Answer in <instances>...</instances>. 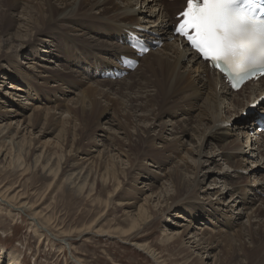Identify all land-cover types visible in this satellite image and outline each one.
Here are the masks:
<instances>
[{"label": "bare ground", "instance_id": "6f19581e", "mask_svg": "<svg viewBox=\"0 0 264 264\" xmlns=\"http://www.w3.org/2000/svg\"><path fill=\"white\" fill-rule=\"evenodd\" d=\"M181 1L175 0L169 4L164 0H0V43L2 42L0 44V79L5 82L10 81L14 85H9L8 88L15 89L9 94L6 93L7 91L3 93L0 89V103L2 104L0 107L8 116L19 117L18 120L15 119L16 122L14 121L16 129H21L25 124L22 131L26 130V133L28 131L30 136L33 135L30 128L33 130L37 126L42 135L54 132V147L59 149L57 153L54 150L50 152V149L48 151L46 148V150L43 148L41 150L38 145L39 139L35 140L34 137L29 136L20 137L15 143L16 148L12 144L10 150L14 148L15 156L9 160L8 167L19 162V168L26 174L32 161L35 168L46 173V176L52 177L47 189L52 185L56 186L55 182L62 181L80 194H93L97 187L110 190L108 204L109 206L118 205L120 209L126 211V219L123 221L125 226H120L114 221L113 227L111 224L107 230H103L97 227L99 222L93 224V221L80 228V234L91 232L123 237V240H130L134 248L146 253L157 264H168L167 259L149 243L139 240L142 236L135 232L148 223H154L153 220L157 219L156 212L161 215V218L162 214L165 217L162 231L163 245L166 251L168 250L174 256V262L177 264H264V229L261 228V232L254 230L255 227L251 223L253 221H249V228L246 231L249 244H246L241 242L239 230L232 235L227 230L225 232L221 230L222 227L227 228L234 223L231 218L218 220V217L224 215L223 212L229 211L232 206L229 202L232 198L231 203L238 201L234 209L242 210V205L245 206L248 195L252 196L253 202L258 193L264 192V144L262 145L264 135L257 140L255 133L249 130L250 122L260 119L264 114V80L247 84L240 91L232 92L223 78L208 67L194 52L178 40L169 41L174 22L171 10L180 7ZM138 5L140 8L137 7ZM136 7L141 11L135 10ZM137 14H140V17ZM3 25L6 26L3 27ZM137 27L144 29L142 32L144 36L164 41L161 49L143 56L140 59L142 63H139L134 71L129 72L128 77L119 80L101 77L103 72L113 70L120 54H131L129 48L121 42L125 41L128 30L135 32ZM5 48L10 50L13 57ZM25 48H30L29 53H37L40 48H43L41 59L53 60L57 66L63 68L64 73L52 68L44 71L50 73L46 76L47 80L52 79L53 82L71 84L75 89L81 88L75 94L72 104L58 113L60 117L62 114H67L68 118L61 117L57 120L56 115L50 113L52 109L59 110V107L41 108L29 101L45 99V93L36 90L32 82L31 70L35 68L32 67L35 62H31L19 71L10 72L7 69V66L13 65L15 58ZM52 51L54 53L49 55ZM4 63L5 66H3ZM42 68L46 67L42 66ZM131 76L134 77L131 79ZM94 79H97L95 85L89 83L92 81L95 83ZM84 81H87L88 85L84 84ZM113 85H119V87L113 89ZM112 93L118 95L119 100L125 98L123 122L120 119L122 116L118 119L114 116L113 120L117 121L114 123L113 120L109 121V116L104 118L107 109L115 108L119 102L110 97ZM19 94L25 97L24 104L22 99L13 98V96L21 97ZM27 95L31 99L26 98ZM227 100L232 102L230 105L233 110L232 108L227 109L225 105ZM254 101L256 105L250 107L249 104ZM6 104H9L8 108L3 107ZM143 106L152 108V121L161 120L162 117H180L191 108L197 107L198 114L193 116L192 120L188 115L186 116L188 119L176 121L180 129V131L176 130V133L181 135L185 134L186 127L192 130L190 123L195 122L196 124V129L192 131H194L193 136L195 134L198 137L199 145L196 146L198 160H191L194 166L187 161L188 156L184 155L183 158V156L177 157L176 154V152H181L180 147L183 145L182 140L185 136H174L172 142L168 140L165 143L167 137L161 132L156 135L152 133L156 126L153 125L154 122L150 125L141 124L140 116L145 115H140L138 112ZM185 108L187 111H184ZM244 108L248 115L244 119H239V113L241 114ZM100 109L106 112L102 113ZM101 115L107 125L108 122L113 123L112 130L122 135L116 138L103 137L102 149L90 150L91 147H95V142L91 144L83 141L91 137L95 123L98 118H102ZM228 121H231L230 128L222 130L221 125ZM11 124L10 121L7 126L11 127ZM129 125H132L134 134L127 130ZM113 126H117L116 129ZM161 131L166 133V129ZM231 131L235 133L232 134ZM120 139H125L126 142L122 143ZM157 141L165 144L161 152L171 151L176 155L156 154L158 151L150 146L152 142ZM219 141L223 142L221 146L219 143L216 144ZM243 146L249 150L248 153L244 151ZM216 150L221 152L217 154L220 160L229 163L232 171L250 170L253 175L252 181L242 185L232 181L233 175L227 176L228 174L225 173L227 170H224V173L219 174L221 175L219 179L222 178L225 185L224 190L222 188V190L216 189L215 191V187L210 188L213 184L215 185L216 178H212L213 176L205 169H207V163H216L213 158ZM231 155L236 156L237 160L230 158ZM81 159L84 162L79 163ZM143 161L155 164L160 169L159 171H162L161 179L164 181L161 186L157 187L151 183L153 173H148V179L144 178L146 173L145 169L142 170ZM247 161L254 163V166L245 165ZM144 168L147 169V167ZM139 180V183L147 182L145 185L147 188L137 190L136 184ZM205 181H209V188L205 190L206 192L200 193L199 186ZM168 184L171 191H169ZM226 185L230 188L226 189ZM209 189L213 190L209 191ZM146 190L149 193L144 194ZM13 191L12 187L5 189L0 187V203L14 207L11 203L18 202L19 207H14V209L23 212L34 211L33 203L26 201L21 193L12 194ZM201 194L206 196L207 200L209 194L218 195V208L213 210L205 208L208 206L212 209L211 201L196 202ZM220 198L222 202L219 201ZM260 201V205L252 211L253 216L251 215L248 220L254 218L256 224L253 223V225L263 227L264 209L261 205H264V200ZM38 212L34 211V216L31 218L33 223L38 220ZM171 216L182 217L189 223L182 225L183 229L176 232L171 222L168 227L167 221L171 220ZM198 220L216 221V225L218 224L221 228L220 230L200 228L202 231L198 232V228L192 224ZM35 227V230L39 231L42 236V230L45 229L41 226ZM63 231L60 233L62 236ZM70 235L72 234H68ZM59 236L54 235L53 239H58L70 252L69 241ZM134 236H137L134 238L135 241L130 239ZM218 246L222 249L220 248L219 253H213ZM211 257L214 259L209 263ZM17 261H20L17 255L13 256L12 252L0 248V264H19ZM72 262L81 264L74 257Z\"/></svg>", "mask_w": 264, "mask_h": 264}, {"label": "rangeland", "instance_id": "374dc122", "mask_svg": "<svg viewBox=\"0 0 264 264\" xmlns=\"http://www.w3.org/2000/svg\"><path fill=\"white\" fill-rule=\"evenodd\" d=\"M174 1L175 0H173V1L164 0V2H167L169 4H172ZM181 4L183 5V0L181 1ZM181 6L176 8V9H172L171 15L173 16V14L180 11ZM137 7L140 8V5H138ZM137 7L135 8V10L141 11ZM17 15H19V14H17ZM20 16H21V14H20ZM137 16L140 17V14H137ZM5 26L6 25H3V27H5ZM0 44H2V42ZM2 47L3 46H1V48ZM5 49L8 50L7 48H5ZM41 49H43V48H40V50L37 51V53L36 52L35 53L30 52L29 53L28 51L30 50V48H25L19 54V56H17L16 58L14 57L15 62L13 63V65L10 64V66H7V69L10 72H15V70L16 71L23 70L24 66L26 67L27 65H30L31 62H35L32 66L35 68L31 70L32 71L31 72L32 82L34 83L36 90H40V91H43L45 93V95H44L45 99L29 100V99H31V97L28 95L26 98H29L28 100L31 103H35L37 106L39 105V107H41V108L59 107L60 108L59 110L55 111L52 109L50 111V113H54L56 115L57 120H58V118H61V117L62 118L67 117L68 118L67 114H62L60 117V114H58V113H60L61 110H64L66 106H70L72 104V100L75 98V94L78 92V89H81V88L75 89V87L71 84L68 85V84H62V82H53L52 79L47 80L46 76L47 75L49 76L50 73L48 74L44 71H46L48 69L51 70V68L53 70L58 69V71L62 72V73H64V71H63V68L60 66H57V63L53 62V60H48L47 58H44V60L41 59V58H43V52L41 51ZM159 49H161V48H159ZM7 52L10 53V50H8ZM27 53H29L28 56H26ZM53 53L54 52L52 51L49 55H51ZM10 56L13 57L12 53H10ZM27 57L29 59H26ZM46 59L48 61H46ZM57 60L59 61L58 58H57ZM140 63H142L141 60H140ZM15 64H17V65H15ZM3 66H5V63ZM42 66H45L46 68L44 69V68H42ZM70 68L73 69L74 67H70ZM35 70H37V71H35ZM39 70L43 71V72H40ZM139 72H140V70H139ZM129 76H130V74H129ZM74 77H76V76L74 75ZM126 77H128V75ZM133 77L131 76V79ZM94 80H95V83H94V81L89 82V83H93V85H95L97 79H94ZM84 84L88 85L87 81H84ZM9 85L13 86L14 84H11L10 81L5 82L2 79H0V89L3 93L7 91L6 93L9 94L10 91H15L14 88L9 89L8 88ZM52 85H53V87H52ZM54 85H55V89H54ZM46 86H48V87H46ZM50 87H52V88H50ZM118 87H119V85H113V89H117ZM19 95H21V97L13 96V98H15V100H17V99L21 100L22 99L21 101L24 104L25 102H23L24 101L23 99H25V97L22 96L23 94H19ZM111 95L112 96H110V97L111 98L113 97L114 100H117V101L119 100L117 97L118 95L113 94V93ZM121 101H122V104H121ZM229 101L230 100H227V102H225V105H227V109L232 108L231 110H233V107H231V105H230L232 102L231 101L229 102ZM125 104H126L125 98L120 99L119 102L116 104L115 108L112 107V108L107 109V114L105 115L104 118H106V116H109L110 122L114 119V116H116V118L118 119V117L125 114L124 109H123ZM8 105L9 104H6L3 107L8 108L9 107ZM0 106L2 107L1 103H0ZM103 106H104V104H103ZM1 107H0V130H2V131H0V187L3 189L8 188V187H12L14 189L12 194L16 193V192L18 194L21 193V195L24 197V199L26 201L29 200L31 204L33 203L35 205V209H33V210L35 212L39 211L38 212L39 216L37 217L38 220L36 222H34L35 226H39V227L41 226L45 230H42V232H43L42 236H40L41 233L39 231L35 230L36 227L34 226V223L31 220V218L34 216V211L28 210V211L23 212L21 210L14 209V207L15 208L19 207L18 202L11 203L12 206H14V207H10L6 204L0 203V248L5 249L9 252H12L13 256L17 255L20 259V261H17L19 264H74L72 262L73 257L75 259H78V262H80L81 264H157L146 253L139 251L136 248H134V246L131 245L132 243L130 240L129 241L123 240V237L116 236L114 234H113L114 236L113 235L111 236L109 234L99 235L98 233H91V232L88 234H80V232H79L80 228H82L84 225L89 224L93 221H94L93 224L99 222L97 227H101V228H103V230H107V227H109V225H111V224L113 227L114 221H116V223H119L120 226H125L123 221L126 219V213H125L126 211L125 210L123 211L122 209H120L118 207V205L109 206V204H108V200H109L108 199V192L110 190L97 187V189L93 192V194H90V195H86L85 193L80 194V193L76 192L73 188H71L68 184H66V182H62V181L55 182L56 186L52 185L49 189H47L49 183L52 180V177L46 176V173H43L42 171L38 170V168H35L32 161H31L30 169L26 174H24L22 172V169L19 168V166H18L19 162L16 163L15 158H14L15 163L10 168L8 167L9 160L11 159V157L13 158L15 156L14 148L12 150H10V149L12 148V144H14V146L16 148L15 143H16V141L19 140L20 137L22 138L23 136H26V138H27L29 136L30 138L34 137L35 140L39 139L38 145L41 148V150H42V148H43V150L47 149L48 151L50 149V152L55 151L57 153V151L59 149L54 147L55 146L54 145L55 143H53V137L55 135L54 132L53 133L47 132V133H44L42 135V133L38 131L39 126H37V127L33 128V130H32V128H30L31 129L30 131L33 133V135L30 136L28 131H27V133H26V130L22 131V128L25 126V124L21 127V129L20 128L16 129V125H14V123L16 122L15 119H17V118L19 119V117L14 118L13 115L8 116V114L4 113V109H2ZM245 108L242 110L241 114L239 113V119H244L245 116L248 115V113L245 111ZM151 110H152V108L150 106L147 108H145L144 106L140 108L141 112L139 111L138 114L145 115L143 117L140 116V118L142 119L141 124L150 125L154 122L155 124L153 123V125H156V126H155V131H153L152 133L156 135L157 133L161 132L163 134V136L167 137V140L165 141V143H167L168 140H169V142L171 140L173 141L174 136L175 137L185 136L184 137L185 139L183 138V140H182L184 146L182 145L180 147V149L182 148L180 150L181 152L180 153L176 152L177 157L183 156V158H184V155H185V157L188 156L187 161L191 165L193 164V162L191 160H193V161L198 160L197 156H196V154H197L196 146L199 145V142H198L199 140H197L198 137L195 134L193 136L194 131H192V130L196 129L195 122L190 123V124H192V130L190 127H188V128L186 127L185 128V134L181 135L180 133L179 134L176 133V130L180 131V129H178V125H177L176 121H178V119L179 120L188 119V118H186V116H188V115L191 117L190 119L192 120L198 114L199 110L197 109V107L191 108L188 111L185 108L184 111H187V113L183 116L175 117V118H172L171 116L169 118L168 117L167 118L162 117L161 120H158V121H152L151 120V118H152V114H151L152 111ZM100 111H102V113L106 112L103 109H100ZM24 114H26V112H24ZM101 116H102V118H98L97 123H95L93 134L89 138L90 140L87 138L83 141L84 143L86 142V143H91V144H94L93 142H95V144H94L95 147H91L90 150L91 149L92 150L102 149V147H101L102 141L101 140L104 139L103 137L111 136V137L116 138V136L120 137L122 135L120 133H117L115 130L111 129V125L117 121L113 120V123L108 122V125H109L108 126L107 122H105V119H103V115H101ZM122 117H120V119L123 122L124 117L123 118ZM135 118H137V117H135ZM132 120H134V117H132ZM10 121L12 122V124L10 125L11 127H8L7 124ZM230 123H231V121H228L227 125L222 127V130H224L225 128H230V126H229ZM250 123H251V125H250L249 130L254 131L255 130V121L254 122L251 121ZM162 125H163V128H162ZM131 126L132 125H129L127 127V130L130 133L134 134V129ZM113 127L116 129L117 126H113ZM165 129H166V133H165V131H161V130H165ZM174 131H175L176 135H174L175 134ZM231 132H232V134H233V132L235 133V131H231ZM15 133H16V136H14ZM172 133H174V134L172 135ZM16 137H18L17 140L15 139ZM10 138H12V140ZM48 140H50L52 142H49ZM121 141H122V143L126 142L125 139H122ZM218 143L220 144L219 146H221V144H223L222 141H219L216 144L218 145ZM44 145H46V146H44ZM163 145H165L164 142L157 141L154 143L152 142L150 147L155 149V151L157 150L158 152H156V154H158L160 156H164V154H167V155L170 154L171 155L172 154L171 151H168V152L162 151L161 152ZM243 149L245 152L248 153L249 150L246 147L243 146ZM186 150L188 152H186ZM220 151H221V149H220ZM220 151L218 150V152H217V150H216V153L213 156L216 163H214V164L207 163L208 165H206L207 169H205V170L211 176H213L212 178H216L215 185L213 184V186H211L210 188L215 187V189H214L215 191H216V189L222 190V188L224 190L225 185L223 184L222 178L219 179V176H221L219 174L224 173L226 170L227 171L225 173L228 174L227 176L233 175V177H231L232 181L239 182L242 185H244V183H246V182L248 183L249 181L250 182L252 181L253 175L250 172V170H241V169L239 170L238 169V170H235V172H234V170L232 171L229 163L224 162L222 159L220 160V156H217V154H221ZM92 154L94 155L95 153H92ZM176 154L174 153L172 155L174 156ZM190 156H191V158H190ZM29 157H31V156L29 155ZM82 158H83V156H82ZM218 158H219V160H217ZM230 158L234 159L235 161L237 160L236 156H234V155H231ZM30 159H29V162H30ZM82 162H84V160L81 159L79 161V163H82ZM145 162L146 161H143L141 163V165H143L142 170L145 169V173H146V174H144V178L148 179V177H149L148 173L149 174L153 173L151 183L157 187L161 186V183L164 181L161 179L162 171H159L160 169H158L155 164H152L150 162H146V163ZM217 163H219L220 165H218ZM247 163L245 165H247L248 167H250V165L254 166L253 165L254 163H249L248 161H247ZM88 164H89V162H88ZM215 164H217V165H215ZM192 166H194V164ZM209 166H211V167L208 168ZM144 167H147V169ZM218 171L220 173H217ZM21 173H22V175H21ZM237 175H239V176H237ZM259 177H261V176H259ZM192 178H193V176H192ZM139 182H140V180L136 184L137 190L147 188L145 186L147 182H145V183H139ZM240 184H237V185H240ZM208 186H209V181H205V183H203V185L199 186V192L200 193L206 192L205 190L207 188H209ZM168 187H170L169 184H168ZM227 187L230 188V186L226 185V189H227ZM211 190H213V189H209V191H211ZM169 191H171V187L169 188ZM147 193H149V191L146 190V192L144 194H147ZM208 196H209V198L207 200L206 196H202V194H201V195H199V199H197L196 202L204 203V202L211 201L213 204L212 209L209 208L208 206H205V208H207L209 210H213V209L218 208L219 205H218L217 200H218L219 196L218 195H211V194H209ZM143 197H144V195H143ZM257 199H259V201ZM262 199L264 200V192L258 193L256 200H254L253 202H252V196L248 195V198L245 200V203H246L245 206L242 205V207H243L242 210L241 209H238V210L234 209V208H236L238 201L236 203H235V201L231 203V200H230L229 203L232 206L229 208V211L223 212L224 215L220 214L221 216L218 217L219 221H222L223 219L227 220V219L231 218V221H233L234 223L230 226H227V228H223V227L221 228L220 226H218V224L216 225V221L213 222L212 220H209V221L198 220L196 222H193L192 224H195L194 226H196V228H198L197 229L198 232H200L199 230H201L202 228H205L207 230H209L210 228L213 230H217V229L220 230V228H221V230H223L224 232L227 230V232L230 235H232V233H234L236 230H239L240 231L239 233H241V238H240L241 242H245L246 244H249V236L246 232L247 228H249V223H250L249 221H253L251 223H252V226L255 227L254 230L261 232V230L264 229V223H263V227H260L259 225L258 226L253 225V223L256 224V219L250 218V220H248V218L251 215L253 216L252 211H254L255 208L260 205V203H261L260 200H262ZM142 201H143V199L141 200V202ZM219 201L222 202V198H220ZM261 206L264 209V205H261ZM155 216L157 217V219L153 220L154 223H151V224L148 223V224H146L145 227L143 226V228H141L135 232H137L138 235L142 236L139 240L146 241L147 243L150 244V246H152V248L157 249L158 252H161V254L164 256V258L167 259L166 263L177 264L176 262H174V256L171 255L168 250L166 251V248L163 245V236L164 235H163L162 231L164 228L163 225H165L164 224L165 219H163V218H165V217L162 214V218H161V215L158 212H156ZM182 216H184V215H182ZM156 217H154V219ZM170 218H171V220L167 221L168 227H170V222H171V224H173V227H174L173 229L176 232L183 229L182 225L189 223V221H185L184 219H182V217L171 216ZM262 218L264 219V217H262ZM257 227H259V228H257ZM95 229H97V228H95ZM61 231L64 232L63 236L60 234ZM70 233L72 235L68 236V234H70ZM54 235H57V236L60 235L59 238H61V239L64 238L65 240L69 241V243L71 244L70 245L71 251L69 252V250L67 248H65L60 243V241H58V239L57 240H55L56 238L53 239ZM137 236H134L130 239H133L135 241L134 238H136ZM162 248H163V250H162ZM220 248L221 247H219V246L216 247L214 249L213 253H219ZM2 253L4 254L5 251L3 250ZM212 259H214V258L211 257V260H209V263L212 262Z\"/></svg>", "mask_w": 264, "mask_h": 264}, {"label": "snow or ice", "instance_id": "6c2138e0", "mask_svg": "<svg viewBox=\"0 0 264 264\" xmlns=\"http://www.w3.org/2000/svg\"><path fill=\"white\" fill-rule=\"evenodd\" d=\"M173 31L233 88L264 76V0H186ZM129 46L149 51L138 36Z\"/></svg>", "mask_w": 264, "mask_h": 264}]
</instances>
